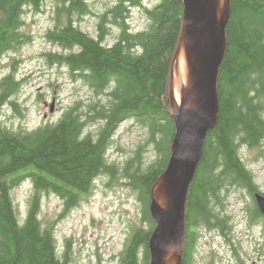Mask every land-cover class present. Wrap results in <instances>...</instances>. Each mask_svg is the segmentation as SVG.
<instances>
[{
	"label": "trees",
	"instance_id": "obj_1",
	"mask_svg": "<svg viewBox=\"0 0 264 264\" xmlns=\"http://www.w3.org/2000/svg\"><path fill=\"white\" fill-rule=\"evenodd\" d=\"M56 25L45 37L68 50L46 52L49 63L66 65L72 75L90 86L97 97L68 107L54 123L31 130L12 131L0 126V264H67V252H57L52 224L39 218L40 192H52L73 206L85 198L99 174L113 175L106 150L119 122L132 116L147 124L156 158L128 175L138 190L147 227L135 228L119 253L117 264H148V239L155 227L148 205L150 189L166 167L174 134L170 114L169 80L177 47L182 3L158 0H113L99 14L96 35L75 24L90 13L87 0H52ZM46 0H0V54L24 43L23 13L39 10ZM225 53L218 70V114L208 132L185 207L181 264H191L195 228L225 229L223 195L244 190L251 198L249 221L263 218L254 192L264 191L241 160L242 145L256 147L264 138V0H229ZM140 8L146 25L129 27V13ZM61 18L64 19L63 23ZM117 34L111 44L105 38ZM13 74L0 80V113L20 85ZM103 97V100L101 98ZM98 124L94 130L88 125ZM130 162L126 165V167ZM30 179L35 193L23 222L19 221L11 189Z\"/></svg>",
	"mask_w": 264,
	"mask_h": 264
},
{
	"label": "rangeland",
	"instance_id": "obj_2",
	"mask_svg": "<svg viewBox=\"0 0 264 264\" xmlns=\"http://www.w3.org/2000/svg\"><path fill=\"white\" fill-rule=\"evenodd\" d=\"M157 1L145 0L143 4L151 6ZM112 2L87 0L90 13L82 18L74 13L75 24L82 31L96 35L98 16ZM54 10L52 0H46L39 10L27 8L22 16V32L27 33L29 39L26 35L24 43L0 56V80L13 74L21 83L10 97L16 107L8 102L2 105L1 127L12 131L31 130L54 123L79 100L86 103L97 98L90 86L72 75L66 65L47 60L46 52L68 51L45 37L47 30L56 25ZM145 25L146 18L141 9L132 8L130 29L140 30ZM111 28L105 44H111L117 34L115 27ZM138 118L132 116L118 123L106 150L114 173L99 174L85 198L68 207L57 194L40 192L39 218L43 224H52L57 252L60 257L67 252V264H117L131 232L138 227H147L139 192L130 184L128 174L145 168L156 158V151L149 139L147 124ZM97 126L88 125L85 130H94ZM239 154L259 189L264 191V138L256 147L242 145ZM35 191L30 179H24L11 189L20 222L26 216ZM222 201L223 207L219 210L225 217L224 232L216 226L196 227L189 254L191 264H264V219L249 221L247 208L252 201L248 193L232 188L223 195ZM160 203L163 204V200Z\"/></svg>",
	"mask_w": 264,
	"mask_h": 264
},
{
	"label": "water",
	"instance_id": "obj_3",
	"mask_svg": "<svg viewBox=\"0 0 264 264\" xmlns=\"http://www.w3.org/2000/svg\"><path fill=\"white\" fill-rule=\"evenodd\" d=\"M182 22L169 80L170 114L174 134L165 169L149 194V213L155 227L148 239V264H165L173 258L181 264L188 189L201 159L205 138L218 114V70L225 53V28L230 15L229 0H223L217 15V0H179ZM183 53L191 84L181 90L180 103L173 97V68ZM264 217V195L253 194ZM162 199L164 205H160Z\"/></svg>",
	"mask_w": 264,
	"mask_h": 264
},
{
	"label": "bare ground",
	"instance_id": "obj_4",
	"mask_svg": "<svg viewBox=\"0 0 264 264\" xmlns=\"http://www.w3.org/2000/svg\"><path fill=\"white\" fill-rule=\"evenodd\" d=\"M222 4L223 0H217V15L219 16L222 12ZM191 84L190 82V76L187 71L186 62L184 59V55L181 52L179 55V58L176 59V62L174 64L173 68V80H172V87H173V97L177 104L180 103V88L184 89L185 87H188ZM182 95V94H181ZM162 199H159V203ZM160 205H164L160 203ZM165 264H175V261L173 258L168 257L165 259Z\"/></svg>",
	"mask_w": 264,
	"mask_h": 264
},
{
	"label": "flooded vegetation",
	"instance_id": "obj_5",
	"mask_svg": "<svg viewBox=\"0 0 264 264\" xmlns=\"http://www.w3.org/2000/svg\"><path fill=\"white\" fill-rule=\"evenodd\" d=\"M3 54V53H2ZM2 54H0V56L2 55ZM245 191H246V189H244Z\"/></svg>",
	"mask_w": 264,
	"mask_h": 264
}]
</instances>
